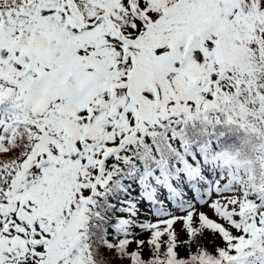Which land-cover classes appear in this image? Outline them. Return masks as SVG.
<instances>
[{"label": "snow or ice", "instance_id": "1", "mask_svg": "<svg viewBox=\"0 0 264 264\" xmlns=\"http://www.w3.org/2000/svg\"><path fill=\"white\" fill-rule=\"evenodd\" d=\"M204 113L264 140V0H0V264L264 257V145L242 187L110 244L88 234L107 159Z\"/></svg>", "mask_w": 264, "mask_h": 264}, {"label": "rangeland", "instance_id": "2", "mask_svg": "<svg viewBox=\"0 0 264 264\" xmlns=\"http://www.w3.org/2000/svg\"><path fill=\"white\" fill-rule=\"evenodd\" d=\"M141 130H138L131 140L140 138L138 132ZM169 140L174 148L179 146L178 141L170 135ZM112 160L114 157L110 156L105 167L110 165ZM189 170L195 175L189 176L188 173H183L181 183H174L173 177L159 178L154 175L144 178L137 184L132 182L134 202L129 211L123 214V222L126 224H121L120 229L128 236H132L133 233H138L143 226L147 225L152 218L159 217L163 213L183 214L189 209L197 208L202 202L203 205L206 204L214 192L229 190L234 185L241 187L244 185L243 180L233 177L229 168L221 170L216 167L214 160L210 161L207 157L199 165L189 167ZM224 181L227 183H223ZM195 187L199 190L200 197L194 195ZM174 196L178 198L176 204L172 201Z\"/></svg>", "mask_w": 264, "mask_h": 264}, {"label": "trees", "instance_id": "3", "mask_svg": "<svg viewBox=\"0 0 264 264\" xmlns=\"http://www.w3.org/2000/svg\"><path fill=\"white\" fill-rule=\"evenodd\" d=\"M206 114L210 115V117L212 118V120H208V123H212L213 126L209 130L202 129L200 131L202 134L210 133L211 135L214 134V136L217 137L220 135L222 131H224L227 133V135L231 134L230 136L231 140L228 141V143L230 146H233V148L237 150L236 153H238L242 157L248 156L251 158H255L259 154L261 146L264 145V140H262L261 138H259L254 134H250L246 132L238 125H229L224 123L223 120H221L215 113H206ZM207 115L202 114L201 116H194L192 119H188V121H190L189 126L191 127V129H195L198 124L204 122L208 118ZM201 126L202 128H205L207 124H202ZM111 196H112L111 192L108 191L107 188L103 193V197H101L100 201L96 203L95 210H92L93 213H97L99 215V218L101 220V226L106 223L107 218L109 219V221L111 219V211H113V208L112 206L110 208L109 205H106V202L103 200V198H105V200L107 201H109L108 199L114 200L113 199L114 197L112 198ZM92 214H91V218L95 219L94 215L92 217ZM92 219L89 221L91 223L90 233L91 232L93 234L97 233L99 236H101V233L99 231V226L94 225L92 223L94 220L92 221ZM104 230L106 231V233H108L110 228L106 227ZM90 238L95 244H101V243L110 244L112 241L111 238L102 237V236L99 238L96 237L95 235L90 236Z\"/></svg>", "mask_w": 264, "mask_h": 264}]
</instances>
